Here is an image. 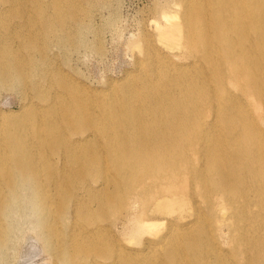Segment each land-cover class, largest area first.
<instances>
[{"label":"bare ground","instance_id":"1","mask_svg":"<svg viewBox=\"0 0 264 264\" xmlns=\"http://www.w3.org/2000/svg\"><path fill=\"white\" fill-rule=\"evenodd\" d=\"M107 2L0 0V91L21 93L0 108L1 259L28 215L48 264H264V0H181L156 24L178 59L145 38L92 99L50 48L85 45Z\"/></svg>","mask_w":264,"mask_h":264},{"label":"rangeland","instance_id":"2","mask_svg":"<svg viewBox=\"0 0 264 264\" xmlns=\"http://www.w3.org/2000/svg\"><path fill=\"white\" fill-rule=\"evenodd\" d=\"M181 0H108L104 5L95 7L91 11L92 28L85 32L86 44L70 45L66 50L65 60L61 62L58 50L52 43L50 67L59 66L67 77L74 79L79 86H85L93 92L89 98L98 99L100 88L108 81L116 83L124 80L128 74L137 72L141 55L137 43L145 38L153 41L161 50L178 59L181 50L178 47L168 48L157 39L156 24L164 23L162 13H175L182 8ZM178 14L171 18L176 21ZM98 46L92 49L90 45ZM140 47V46H139ZM171 49V50H170ZM60 92V87H54ZM21 93L16 90L0 91V108L18 109ZM52 97V95H51ZM121 103L114 102L113 108L120 109ZM60 163V159L54 156ZM64 168H67L64 162ZM33 216L24 215L18 223L22 231L16 240L7 248L5 258L0 264H48V257L42 243L30 227L29 220ZM114 228L122 229L120 221H116Z\"/></svg>","mask_w":264,"mask_h":264}]
</instances>
